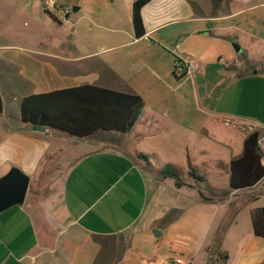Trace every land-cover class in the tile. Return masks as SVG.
Returning a JSON list of instances; mask_svg holds the SVG:
<instances>
[{"label": "crops", "instance_id": "0c3cea01", "mask_svg": "<svg viewBox=\"0 0 264 264\" xmlns=\"http://www.w3.org/2000/svg\"><path fill=\"white\" fill-rule=\"evenodd\" d=\"M136 1L77 0L73 16L27 15L23 34L0 14V177H30L25 203L0 213V264H219L222 251L264 264V179L230 188L249 134L220 123L253 122L264 166V0H151L140 38ZM177 57L200 62L194 77L175 75ZM82 85L140 95L133 128L79 139L21 121L26 96ZM166 164L185 186L161 179Z\"/></svg>", "mask_w": 264, "mask_h": 264}, {"label": "trees", "instance_id": "16d2710c", "mask_svg": "<svg viewBox=\"0 0 264 264\" xmlns=\"http://www.w3.org/2000/svg\"><path fill=\"white\" fill-rule=\"evenodd\" d=\"M151 0H137L133 6V28L137 38L145 34L141 8ZM52 17V16H51ZM144 108V99L137 94L109 90L98 86L82 85L71 89L28 95L21 101V121L31 126H47L76 138H90L99 132L128 133L139 119ZM3 112L0 93V114ZM260 134L255 131L244 142V154L230 162L232 190L244 191L253 188L264 179L263 153L259 146ZM146 167L152 165L148 156L139 153ZM161 179H173L177 187L185 186L180 168L159 165ZM190 175L204 181L191 167ZM203 195V194H202ZM224 231L220 230L219 236ZM220 239V238H219ZM228 253L222 251L219 264H226Z\"/></svg>", "mask_w": 264, "mask_h": 264}, {"label": "rangeland", "instance_id": "374dc122", "mask_svg": "<svg viewBox=\"0 0 264 264\" xmlns=\"http://www.w3.org/2000/svg\"><path fill=\"white\" fill-rule=\"evenodd\" d=\"M45 1V2H44ZM47 0H0V14H3V28L9 30L11 24L14 22L15 29L22 34L25 33L27 28L30 26L31 20L27 15H40V16H50L51 14L47 12L44 8V3ZM77 0H57V7L67 6L70 9V16L74 14V7ZM95 3H111V0H85ZM60 11H57L55 15L58 17ZM7 19V20H6ZM6 27V28H5ZM66 168V166L64 167ZM68 168H66L67 170ZM156 173L157 170H156ZM218 192V191H217ZM226 192H218V195L225 194ZM235 209H238L237 205L229 211L230 216L235 213ZM227 223V220L226 222Z\"/></svg>", "mask_w": 264, "mask_h": 264}, {"label": "built area", "instance_id": "2783aa9c", "mask_svg": "<svg viewBox=\"0 0 264 264\" xmlns=\"http://www.w3.org/2000/svg\"><path fill=\"white\" fill-rule=\"evenodd\" d=\"M44 8L47 12L51 14L53 18L56 17L55 13L57 11H61L65 15H69L70 9L65 7H57V1L56 0H47L46 3H44ZM220 62L222 66L225 68L229 67H240L241 62L238 60L235 61H227L225 59L220 58ZM200 62L197 60L190 58V57H177L175 59L174 64V73L180 80H187L197 73L199 69ZM220 123L228 128L239 130L241 132L251 134L256 131V125L253 122L246 121L243 119H239V117L231 116V115H224L220 117Z\"/></svg>", "mask_w": 264, "mask_h": 264}, {"label": "water", "instance_id": "95a60500", "mask_svg": "<svg viewBox=\"0 0 264 264\" xmlns=\"http://www.w3.org/2000/svg\"><path fill=\"white\" fill-rule=\"evenodd\" d=\"M35 131H45L47 126H32ZM30 177L21 169L14 167L0 177V213L25 203L29 193ZM264 191V183L261 184Z\"/></svg>", "mask_w": 264, "mask_h": 264}]
</instances>
